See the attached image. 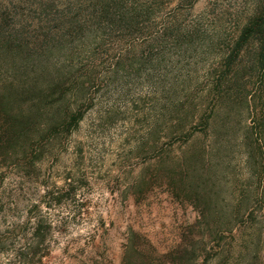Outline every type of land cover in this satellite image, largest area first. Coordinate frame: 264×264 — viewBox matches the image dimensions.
<instances>
[{"label": "trees", "instance_id": "1", "mask_svg": "<svg viewBox=\"0 0 264 264\" xmlns=\"http://www.w3.org/2000/svg\"><path fill=\"white\" fill-rule=\"evenodd\" d=\"M138 6L0 0V264H52V219L34 210L43 200L47 208L77 202L90 178L70 174L58 187L39 174L72 147L88 116L79 154L124 124L121 146L151 159L129 185L137 200L165 188L196 211L166 250L131 230L121 264H264V0L233 24L143 20ZM207 57L214 61L202 83L192 74L152 96L133 88L143 74L150 81ZM112 97L130 100L125 112ZM121 114L129 116L114 122ZM27 183L43 195L23 218ZM99 247L94 239L96 254L71 263L111 264Z\"/></svg>", "mask_w": 264, "mask_h": 264}, {"label": "rangeland", "instance_id": "2", "mask_svg": "<svg viewBox=\"0 0 264 264\" xmlns=\"http://www.w3.org/2000/svg\"><path fill=\"white\" fill-rule=\"evenodd\" d=\"M135 1V0H131ZM137 0V8L144 10L143 20H222L234 23L244 20L253 9L256 0ZM141 19V20H142ZM213 58H203L199 63L194 60L183 61L177 67L168 68L164 72L152 74V80L141 79L133 82L136 94L147 96L162 84H177L186 82L194 75V82L202 83ZM151 74V73H149ZM151 77V75H150ZM140 78V77H138ZM113 94V93H111ZM111 95L109 94V98ZM113 105L120 103L121 112H125L126 103L130 100L112 97ZM129 115H118L114 122L124 120ZM126 117V118H125ZM93 116H88L80 133L72 139V147L63 149L59 160L42 166L40 180L50 179L58 187H62L65 177L79 180L81 175H88L89 180H82V187L77 202L68 201L62 206L47 208L41 201L42 190L36 185L26 184V190L31 188L30 195L25 196V208H21V217L25 218L30 205L40 202L39 209L34 213L49 214L52 219V236L50 245L53 252L49 259L52 264H72L82 256L96 252L92 249L93 240L99 247L97 254L104 255L111 264H121L124 245L131 230L146 234L161 250L176 244L180 226L184 222L195 220L196 211L187 205H181L172 198L165 188L150 191L144 200H137L129 186L135 178L151 162L148 154L133 153L129 145L121 146L127 130L124 124L114 125L108 131L107 137L101 141V149L94 147L93 151L79 154L81 143ZM125 143V141H124ZM81 144V145H80ZM174 147L173 156L178 150ZM101 150V152H98ZM128 156L130 158H128ZM122 176V178H121ZM73 200V199H72ZM88 201V202H87ZM86 203L84 207H79ZM186 220V221H185ZM70 249L68 257L64 250ZM83 250H85L83 252Z\"/></svg>", "mask_w": 264, "mask_h": 264}]
</instances>
